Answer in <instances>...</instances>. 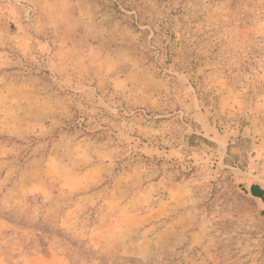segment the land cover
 Listing matches in <instances>:
<instances>
[{
	"label": "rangeland",
	"instance_id": "1",
	"mask_svg": "<svg viewBox=\"0 0 264 264\" xmlns=\"http://www.w3.org/2000/svg\"><path fill=\"white\" fill-rule=\"evenodd\" d=\"M264 0H0V264H264Z\"/></svg>",
	"mask_w": 264,
	"mask_h": 264
},
{
	"label": "trees",
	"instance_id": "2",
	"mask_svg": "<svg viewBox=\"0 0 264 264\" xmlns=\"http://www.w3.org/2000/svg\"><path fill=\"white\" fill-rule=\"evenodd\" d=\"M252 197L260 199L264 203V189L258 184H253L249 190Z\"/></svg>",
	"mask_w": 264,
	"mask_h": 264
}]
</instances>
